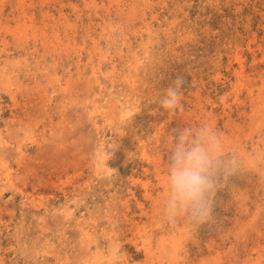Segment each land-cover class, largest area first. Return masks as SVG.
<instances>
[{
	"label": "rangeland",
	"instance_id": "rangeland-1",
	"mask_svg": "<svg viewBox=\"0 0 264 264\" xmlns=\"http://www.w3.org/2000/svg\"><path fill=\"white\" fill-rule=\"evenodd\" d=\"M205 129L234 174L170 225ZM0 264H264V0H0Z\"/></svg>",
	"mask_w": 264,
	"mask_h": 264
},
{
	"label": "clouds",
	"instance_id": "clouds-1",
	"mask_svg": "<svg viewBox=\"0 0 264 264\" xmlns=\"http://www.w3.org/2000/svg\"><path fill=\"white\" fill-rule=\"evenodd\" d=\"M183 78L177 77L166 89L160 106L175 110L180 106ZM220 142L208 130L195 136L177 133L173 148L167 156V201L164 222L175 225L183 219L197 227L214 221V198L219 181L234 174V159H221Z\"/></svg>",
	"mask_w": 264,
	"mask_h": 264
}]
</instances>
